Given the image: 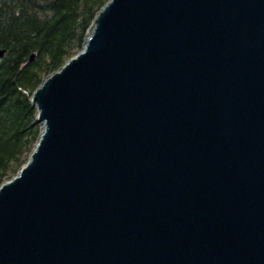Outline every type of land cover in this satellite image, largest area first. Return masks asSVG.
<instances>
[{"label": "water", "instance_id": "1", "mask_svg": "<svg viewBox=\"0 0 264 264\" xmlns=\"http://www.w3.org/2000/svg\"><path fill=\"white\" fill-rule=\"evenodd\" d=\"M91 26L32 93L0 264H264V0H109Z\"/></svg>", "mask_w": 264, "mask_h": 264}, {"label": "trees", "instance_id": "2", "mask_svg": "<svg viewBox=\"0 0 264 264\" xmlns=\"http://www.w3.org/2000/svg\"><path fill=\"white\" fill-rule=\"evenodd\" d=\"M108 1L0 0V49L6 50L0 59V185L26 163L39 139L33 91L83 49Z\"/></svg>", "mask_w": 264, "mask_h": 264}, {"label": "bare ground", "instance_id": "3", "mask_svg": "<svg viewBox=\"0 0 264 264\" xmlns=\"http://www.w3.org/2000/svg\"><path fill=\"white\" fill-rule=\"evenodd\" d=\"M92 29H93V26H91V28H90V30H89V33H88V35H90L91 34V31H92ZM34 54V53H33Z\"/></svg>", "mask_w": 264, "mask_h": 264}, {"label": "rangeland", "instance_id": "4", "mask_svg": "<svg viewBox=\"0 0 264 264\" xmlns=\"http://www.w3.org/2000/svg\"><path fill=\"white\" fill-rule=\"evenodd\" d=\"M91 28V27H90ZM90 30V29H89ZM89 33V32H88ZM41 125V124H40Z\"/></svg>", "mask_w": 264, "mask_h": 264}]
</instances>
